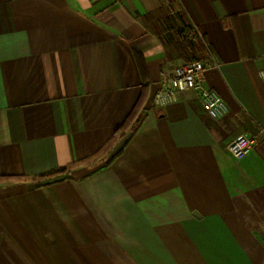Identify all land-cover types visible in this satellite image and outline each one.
<instances>
[{"label": "crops", "instance_id": "1", "mask_svg": "<svg viewBox=\"0 0 264 264\" xmlns=\"http://www.w3.org/2000/svg\"><path fill=\"white\" fill-rule=\"evenodd\" d=\"M0 264H264V0H0Z\"/></svg>", "mask_w": 264, "mask_h": 264}, {"label": "built area", "instance_id": "2", "mask_svg": "<svg viewBox=\"0 0 264 264\" xmlns=\"http://www.w3.org/2000/svg\"><path fill=\"white\" fill-rule=\"evenodd\" d=\"M191 34L199 36L196 28ZM219 63L212 57L207 60L183 62L175 66L173 71L164 75L160 80V87L154 94L156 106H164L176 100V92L188 89L199 91L205 111L213 118L224 116L228 112V105L224 98L213 88L204 85V71L210 67H219ZM255 143L254 136L240 135L232 139L227 150L236 158L244 157Z\"/></svg>", "mask_w": 264, "mask_h": 264}, {"label": "trees", "instance_id": "3", "mask_svg": "<svg viewBox=\"0 0 264 264\" xmlns=\"http://www.w3.org/2000/svg\"><path fill=\"white\" fill-rule=\"evenodd\" d=\"M172 21H173V20H172ZM166 23H167L168 26H166V27L163 26V27L160 29V31H164V30L166 31L170 26H171V28L173 27V24H171V19L169 20V19L167 18ZM170 24H171V25H170ZM184 30H185V28L182 29V32H183ZM180 38H181V41L179 42L180 45L185 46V47L187 48V51H188V52H190V49H195V50H197V51H200V50H199L200 47L198 46V44L193 43L192 40L188 37V35L186 36V35H182V34H181ZM195 60H197V59H195ZM190 61H192V60H190Z\"/></svg>", "mask_w": 264, "mask_h": 264}]
</instances>
